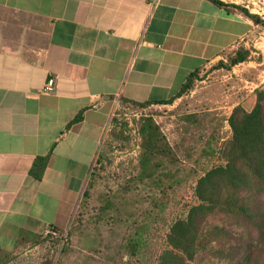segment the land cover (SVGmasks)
I'll list each match as a JSON object with an SVG mask.
<instances>
[{"label":"crops","instance_id":"1","mask_svg":"<svg viewBox=\"0 0 264 264\" xmlns=\"http://www.w3.org/2000/svg\"><path fill=\"white\" fill-rule=\"evenodd\" d=\"M241 47L264 87L262 25L213 0H0V264H47L38 237L68 226L116 102L169 100Z\"/></svg>","mask_w":264,"mask_h":264},{"label":"rangeland","instance_id":"2","mask_svg":"<svg viewBox=\"0 0 264 264\" xmlns=\"http://www.w3.org/2000/svg\"><path fill=\"white\" fill-rule=\"evenodd\" d=\"M224 1L264 17V0ZM259 54L251 52L236 70L220 68L218 62L207 64L199 71L193 88L171 103L140 107L116 102L68 226L57 235L38 237L43 244L39 255L46 256L47 264H156L170 224L184 214L187 203L195 201L196 178L224 162L221 148L232 135L228 117L233 108L243 103L249 109L256 89L264 88L257 86L262 77L250 62L262 59ZM147 117L159 125L173 151L170 158L162 157L165 162L155 173V180L160 178L162 185L140 176L139 127ZM174 177L182 178V183L164 192V183ZM249 193L264 212V192ZM207 221L206 226H223L233 242L253 244L259 264L264 263V241L254 227L248 229V221L237 224L236 219L221 215ZM137 240L140 246L129 247ZM215 258L204 253L194 264L225 263Z\"/></svg>","mask_w":264,"mask_h":264},{"label":"trees","instance_id":"3","mask_svg":"<svg viewBox=\"0 0 264 264\" xmlns=\"http://www.w3.org/2000/svg\"><path fill=\"white\" fill-rule=\"evenodd\" d=\"M213 1L229 9L237 8L254 22L264 25V19L259 14L240 4L224 0ZM250 57L251 50L241 47L229 55L227 61L220 60L218 67L229 70ZM199 71L190 74L175 96L157 103H171L191 90ZM132 103L140 107L157 104L151 101ZM81 118L82 115L79 114L72 122ZM228 122L232 135L221 148L224 162L212 166L196 178L193 185L195 201L187 203L184 214L170 224L165 245L157 256L156 264H194V260L204 253L216 255V260L225 261L222 264H259V256L254 255L253 244L233 242V237L223 226L205 224L209 217L215 215L236 219L237 224L248 221V225H251L247 226L248 229L254 227L260 241H264V212L260 203L254 201L249 193L264 192V88L256 89V101L251 110L241 104L236 105L228 117ZM139 134L142 137L140 176L142 179L152 178L153 182L162 185L160 178L158 181L154 177L157 169L165 162L162 157L167 159L172 156L171 145L151 117L142 120ZM48 157L49 155L39 156L34 160L31 174L35 178H42ZM181 183L182 178L174 177L173 181L164 183L163 190L166 192L168 187L172 188ZM54 228L61 231L59 227ZM137 241L129 247L140 246L139 240Z\"/></svg>","mask_w":264,"mask_h":264},{"label":"built area","instance_id":"4","mask_svg":"<svg viewBox=\"0 0 264 264\" xmlns=\"http://www.w3.org/2000/svg\"><path fill=\"white\" fill-rule=\"evenodd\" d=\"M55 87V79L50 77L44 87L42 88L43 92L53 91ZM46 235H57L58 231L54 227H48L45 232Z\"/></svg>","mask_w":264,"mask_h":264}]
</instances>
